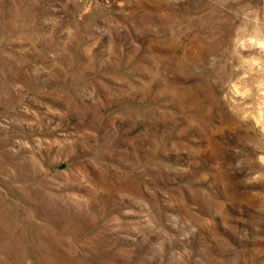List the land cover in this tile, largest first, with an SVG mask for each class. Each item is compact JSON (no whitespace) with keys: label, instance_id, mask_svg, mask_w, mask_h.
Listing matches in <instances>:
<instances>
[{"label":"rangeland","instance_id":"rangeland-1","mask_svg":"<svg viewBox=\"0 0 264 264\" xmlns=\"http://www.w3.org/2000/svg\"><path fill=\"white\" fill-rule=\"evenodd\" d=\"M0 264H264V0H0Z\"/></svg>","mask_w":264,"mask_h":264}]
</instances>
